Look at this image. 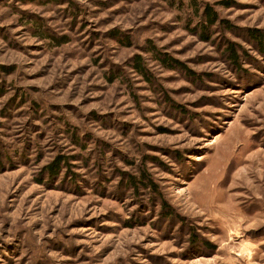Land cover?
Listing matches in <instances>:
<instances>
[{
    "label": "rangeland",
    "instance_id": "obj_1",
    "mask_svg": "<svg viewBox=\"0 0 264 264\" xmlns=\"http://www.w3.org/2000/svg\"><path fill=\"white\" fill-rule=\"evenodd\" d=\"M0 264H264V0H0Z\"/></svg>",
    "mask_w": 264,
    "mask_h": 264
},
{
    "label": "trees",
    "instance_id": "obj_2",
    "mask_svg": "<svg viewBox=\"0 0 264 264\" xmlns=\"http://www.w3.org/2000/svg\"><path fill=\"white\" fill-rule=\"evenodd\" d=\"M217 22V19H216V16L214 15V13L212 12V11H210V10H206V12H205V21H204V26L205 27H211V26H213L215 23ZM209 24V25H208ZM253 34L255 35L254 36V38L255 39H260L261 37L259 36V34L257 33V32H253ZM254 42H256L257 43V41L256 40H254ZM154 52V54L157 56L156 58H157V60L164 66V67H166L167 69H169V70H178L179 68L181 69V68H183L182 67V64L179 62V61H176V60H172V59H170V58H168V56H166V55H164V54H162V55H160V54H157L155 51H153ZM225 54L227 55V57H228V60L229 61H231L232 63H236V64H238V63H240L239 62V55H238V53H237V51L234 49V48H232L231 46L230 47H226V51H225ZM135 68H136V70L142 75V76H146L145 74V71H144V69H142L141 67H140V62L139 61H136L135 62ZM56 165V164H55ZM54 165V166H55ZM55 170V169H54Z\"/></svg>",
    "mask_w": 264,
    "mask_h": 264
}]
</instances>
